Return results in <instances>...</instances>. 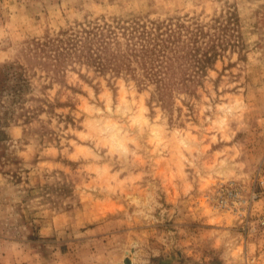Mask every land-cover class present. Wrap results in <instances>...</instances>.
I'll use <instances>...</instances> for the list:
<instances>
[{
  "label": "rangeland",
  "instance_id": "obj_1",
  "mask_svg": "<svg viewBox=\"0 0 264 264\" xmlns=\"http://www.w3.org/2000/svg\"><path fill=\"white\" fill-rule=\"evenodd\" d=\"M0 264H264V0H0Z\"/></svg>",
  "mask_w": 264,
  "mask_h": 264
},
{
  "label": "trees",
  "instance_id": "obj_2",
  "mask_svg": "<svg viewBox=\"0 0 264 264\" xmlns=\"http://www.w3.org/2000/svg\"><path fill=\"white\" fill-rule=\"evenodd\" d=\"M122 27V28H121ZM121 34L125 39V47L127 52L120 48H114V56L109 51H102L104 48H99L96 45V40L102 37L100 32L91 34L89 32L83 37H76L68 42V45L63 49L60 47V51H56L54 57L56 64L58 63V55H64L65 57L75 58L80 60L82 58L96 55L97 59H101V65L110 64L112 58L120 61L124 65H116L114 70L121 72L122 66L129 67L133 63L134 57H141V62L148 63L149 67L146 68V72L153 77H157L158 81L162 78L160 70H155L154 63L161 61V63H167L180 58L179 52L184 48L186 44L181 42V33L172 29H167L164 23H150V24H134L129 27H123ZM115 44L120 46L119 38L114 35ZM183 37V35H182ZM102 52L101 54H99ZM70 55V56H69ZM111 57V58H110ZM159 63V65H161ZM131 66V65H130Z\"/></svg>",
  "mask_w": 264,
  "mask_h": 264
}]
</instances>
